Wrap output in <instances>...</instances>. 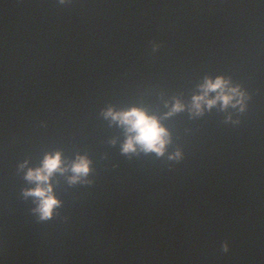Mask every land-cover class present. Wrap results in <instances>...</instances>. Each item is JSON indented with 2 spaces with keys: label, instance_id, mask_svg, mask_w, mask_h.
<instances>
[{
  "label": "water",
  "instance_id": "1",
  "mask_svg": "<svg viewBox=\"0 0 264 264\" xmlns=\"http://www.w3.org/2000/svg\"><path fill=\"white\" fill-rule=\"evenodd\" d=\"M0 264H264V0H0Z\"/></svg>",
  "mask_w": 264,
  "mask_h": 264
},
{
  "label": "clouds",
  "instance_id": "2",
  "mask_svg": "<svg viewBox=\"0 0 264 264\" xmlns=\"http://www.w3.org/2000/svg\"><path fill=\"white\" fill-rule=\"evenodd\" d=\"M225 85V81L222 78H217L215 82L208 81L206 88L208 90L222 89ZM235 91V90H233ZM202 97H196L197 107H199V101ZM217 99L223 100L224 104L227 105L231 100L228 95H220ZM215 100H209L208 104L211 106ZM179 105L176 106L179 109ZM113 116V119H119L122 123L130 126L129 130L134 131L136 135L130 137L124 145V151L129 152L134 150L135 144H140L145 151H155L158 155H162L164 151V145L166 141L164 136L166 135L165 130L159 125L155 117L148 116L144 111L133 108L130 111L124 113H108ZM179 155V153H177ZM61 159L60 154L57 153L55 156H46L43 162V167L36 170H29L27 173L28 180H34L37 182V187L31 189L25 193V195H31L38 197L40 200L39 208L37 211L40 212L41 219H49L53 214V209L58 206L59 201L52 195L51 185L42 187V184H46L49 177L56 171H63L60 168ZM72 170L74 173L79 175H86L89 171V162L85 158H79L74 163ZM73 180L76 177L72 178Z\"/></svg>",
  "mask_w": 264,
  "mask_h": 264
}]
</instances>
